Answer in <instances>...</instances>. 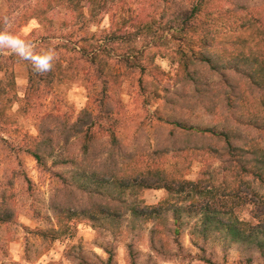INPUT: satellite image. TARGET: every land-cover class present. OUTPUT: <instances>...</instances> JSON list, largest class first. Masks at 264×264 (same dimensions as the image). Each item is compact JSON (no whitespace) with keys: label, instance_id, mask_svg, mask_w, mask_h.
Segmentation results:
<instances>
[{"label":"rangeland","instance_id":"obj_1","mask_svg":"<svg viewBox=\"0 0 264 264\" xmlns=\"http://www.w3.org/2000/svg\"><path fill=\"white\" fill-rule=\"evenodd\" d=\"M39 1L0 0V26L3 25L0 32L24 40L34 56L50 50L55 54L54 61L64 66L77 60L78 69L74 78L66 82L51 86L41 82L35 95L28 82L32 64L11 49L0 47V65L6 70H0V79L8 88L0 103L5 114L0 116V204L7 203L15 211L11 223L0 224V264H77L74 256L106 259L104 248L113 251V264H264L261 254L264 249L247 252L219 239L203 243L198 236L190 234L196 214L188 223L184 219L185 229L179 234L148 220L136 232L126 229L121 235H114L94 228L85 215L77 213L61 221L65 232L51 243L48 240L58 223L55 217L47 219L51 198L64 189L60 174H90L104 180L108 165L104 164L105 160L121 150L135 153L136 165L141 170L159 169L194 181L215 170L219 173L216 181H220L224 141L209 133L189 135L177 128L173 120L227 131L244 149H249L251 143L264 145V129L246 123L249 114L261 110L258 98H264V94L255 90L252 93L244 74L229 67L214 69L198 64L194 82L183 73L174 54L178 33H173L168 43H155L150 36H137L136 28L143 27L142 19L153 16L160 27L165 25L166 18L175 20L176 25H182L185 20L199 23L210 19L209 27L218 40L234 36L249 40L256 35L250 22H257L264 29V0H207L198 6L200 10L194 16L193 6L202 0H105V9L96 19L90 17L92 8L88 0H81L82 16L80 9L71 10L66 0H56L43 20L31 11ZM113 16L126 22L122 25L124 30L117 32V39L110 45L116 58L112 61L114 70L125 72L121 73L122 82L116 87L107 110L97 102L100 89L91 90L87 83V78L95 77L92 67L75 47L100 46L103 36L114 30ZM140 30L143 32L144 27ZM129 36L140 51L146 50L149 57L153 54L152 69H126L116 63L117 55L130 45ZM186 38L184 43L181 41L183 45L190 44L188 39L198 44L197 36L188 33ZM259 49L264 54V42ZM212 58L216 61L219 57ZM230 100L236 102L235 106ZM78 119L84 124L83 130L90 127V133H94L92 146L83 143L84 138L63 131L65 123ZM29 137L46 141L41 151L42 163L29 153ZM125 177L135 186L133 175L125 174ZM134 186L118 194L124 200L136 198L148 205L168 196L165 189ZM137 189L140 190L136 194ZM171 201L179 202V199L174 197ZM252 208L251 203L243 204L236 206L234 212L239 219L256 223L251 216Z\"/></svg>","mask_w":264,"mask_h":264},{"label":"trees","instance_id":"obj_2","mask_svg":"<svg viewBox=\"0 0 264 264\" xmlns=\"http://www.w3.org/2000/svg\"><path fill=\"white\" fill-rule=\"evenodd\" d=\"M6 1L9 2L10 0ZM55 2L56 0H40L31 7V11L40 20L46 19L47 12ZM202 2L206 4L207 0H202L199 5L193 6V16L199 12L198 6ZM106 3L105 0H88V4L92 8L90 17L96 19V16L105 9ZM66 4L73 11L80 9V16H82L81 0H66ZM112 18L115 20L114 16ZM116 19L115 22L111 20L114 30L103 36L100 46L93 48L94 45L91 47L78 45L75 47L82 58L86 57L87 62L92 67L95 77L87 78V83H90L91 90L93 87L100 89L97 102L107 110L111 106V97L115 93L116 87H119L122 82L121 73L125 72V70L123 72L121 70L115 71V64L112 65V61H116V58L112 55L113 48L110 45L117 39V32L119 31L118 34H120L124 30L122 25H126L124 19L119 17ZM81 21L84 24L88 23L86 20ZM142 21L144 30L143 32L140 30L143 28L141 26L136 27L137 36L141 34L145 38L150 36L155 43H168L173 37V33H178L179 40L174 54L177 56L183 73L186 76L189 75V79L194 82H196L197 76L195 66L198 64L214 69L229 67L246 76L247 87L251 89L252 93L255 90L261 92V95L264 94V54L259 49V46L263 45L264 42V37L260 35L264 34V29L257 22L248 21V23L250 22L249 26H252L256 33L252 39L246 40L234 36L229 40L223 38L218 40L209 27L210 19L199 23L195 20H185L182 25H176L175 20L172 22L166 18L165 25L161 27L157 23L156 16L146 17ZM188 33L197 36V45L192 39H188L190 43L188 46L181 43V41L183 43L186 41ZM88 39L90 38L85 40ZM127 41H130V45L117 55L116 63L124 65L126 69L138 67L141 71L146 68L152 69L153 54H149V57L146 55V50L141 49L140 51L130 36ZM250 50H253V53ZM212 57H219V60L214 61ZM223 59L226 60V63L221 62ZM71 62V64L64 66L54 61L52 70L43 74L37 73L32 67L31 69L34 71L30 69L31 75L28 82L29 87L33 88V94L38 93L41 88L40 84L44 83L45 86H51L53 83L73 79L75 71L78 69V62L77 60H75L76 63ZM147 65L148 67H146ZM0 70L6 71L1 65ZM9 80L13 82V79ZM10 85L14 86L13 83ZM0 86V103L2 104V96L8 88L3 85L2 79H0ZM258 99L261 110L249 114L250 117L246 123L262 130L264 129V98L260 96ZM239 100L242 101V96L239 97ZM230 101L231 105L236 103ZM0 108V116L5 117L4 110L2 107ZM173 121L177 124V128L189 133V135L209 133L211 136L224 141L226 150H223V164L219 169L223 173L220 181H216L219 173L217 174L215 170L209 171L205 176L195 181L175 177L159 169L141 170L136 165L138 164L136 154L121 150L117 154H111L105 160L104 164H121L120 166L114 165L115 167H108L107 165L103 174L104 180L92 177L90 174L70 173L69 175H62L59 173L64 189L61 190L62 192L55 193L51 198L48 207L50 215L47 216V219L51 217L57 219L58 228L52 230L48 243L60 238L65 232L61 221L63 219L67 221L77 213L85 215V218L92 222L94 228L109 231L114 235H121L126 229L136 232L135 230L141 229L148 220L153 221L156 226L157 224L159 226L165 225L167 229L179 234L185 229L184 219L188 223L196 214L193 229L189 233L198 236L203 243L219 239L229 246L238 245V248L247 252L251 249H264V145L257 146L251 143L249 149H244V145L239 147L232 134L227 131L218 132L214 128H200L176 120ZM83 128L82 120L78 119L71 124L65 123L63 131H66L67 135L74 133V136L77 135L82 140L84 138L83 143L92 146L94 133H90V127L85 130ZM45 142L44 139L38 140L36 137H29V153L38 163H42L41 151L45 148ZM241 147L243 149L238 150ZM88 165H90V159ZM125 174L133 175V179L136 180L133 181L135 186L148 189H165L168 196L153 205H148L143 200L136 198L132 201L124 200L118 192L122 193L127 188L134 186L130 178L125 177ZM139 190L134 192L137 194ZM174 197L179 199V202H172ZM250 203L253 204L251 216L256 220V223L241 220L234 212L236 206ZM14 212L11 205L1 203L0 224L11 223L15 217ZM66 212L69 213L66 214ZM167 220H171L170 224L167 223ZM104 250L108 254L106 259L89 260L80 255L79 257L74 256L73 260L77 264H113V251L110 248H104ZM261 254L264 256L263 251ZM248 259L250 260V256ZM204 261L211 263L208 258H204ZM2 264L18 263L2 262Z\"/></svg>","mask_w":264,"mask_h":264},{"label":"clouds","instance_id":"obj_3","mask_svg":"<svg viewBox=\"0 0 264 264\" xmlns=\"http://www.w3.org/2000/svg\"><path fill=\"white\" fill-rule=\"evenodd\" d=\"M0 47L11 49L21 59L28 60L37 73L43 74L50 72L54 65L55 54L48 50L39 56H34L29 45L11 33L0 32Z\"/></svg>","mask_w":264,"mask_h":264}]
</instances>
